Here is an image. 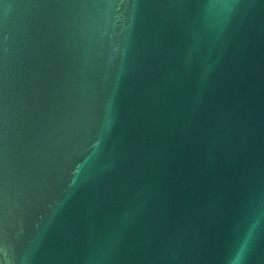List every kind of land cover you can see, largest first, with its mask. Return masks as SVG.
Here are the masks:
<instances>
[{
    "label": "water",
    "instance_id": "water-1",
    "mask_svg": "<svg viewBox=\"0 0 264 264\" xmlns=\"http://www.w3.org/2000/svg\"><path fill=\"white\" fill-rule=\"evenodd\" d=\"M0 264H264V0H0Z\"/></svg>",
    "mask_w": 264,
    "mask_h": 264
}]
</instances>
